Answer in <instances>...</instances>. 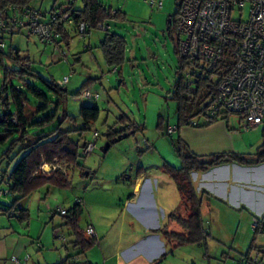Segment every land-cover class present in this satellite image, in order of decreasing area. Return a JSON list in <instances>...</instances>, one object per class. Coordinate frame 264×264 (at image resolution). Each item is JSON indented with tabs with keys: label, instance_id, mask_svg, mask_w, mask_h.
I'll return each instance as SVG.
<instances>
[{
	"label": "rangeland",
	"instance_id": "rangeland-1",
	"mask_svg": "<svg viewBox=\"0 0 264 264\" xmlns=\"http://www.w3.org/2000/svg\"><path fill=\"white\" fill-rule=\"evenodd\" d=\"M100 1L124 14V20L108 21L111 33L123 37L126 42L125 61L117 70L107 67L104 62L99 44L105 32L101 30L95 29L85 38L70 32L68 46L61 42L60 49L52 44L40 43L30 33L29 27L17 24L18 33L4 41L3 53H7L10 48L20 50L29 57L33 74L66 89L63 103L57 110V118L51 126L38 131L36 136L51 133L57 128L63 112L73 121L63 122L61 129L76 130L83 127L79 116L82 107L96 106L99 109L98 119L90 125L89 131L83 132L81 138L76 132L69 137L71 142L84 147L94 143V132L98 134L94 149L83 154L80 162L83 173L78 168L69 169L68 187L44 186L33 192L23 202L29 212V221H24L22 225L16 218L0 213V240L5 239L9 244L22 237L29 248L24 253L26 257L21 259L26 264H58L76 254L71 245L74 240L71 231L62 226L64 219L54 212L57 209L69 210L78 200L82 201L79 229L85 232L88 225H91L99 236L95 237L91 228L93 235L90 237L95 239L96 244L84 256L74 257L73 261L82 264L88 259L93 264H103L104 259L98 249L101 232L107 235L104 243L108 250L112 249L118 235L121 241L142 235L143 229L134 220L137 211L134 207H127L125 203L132 190V184L125 176H133L139 166L149 176L164 175L159 168L163 162L180 167V161L171 146V138L175 139L177 135L168 137L163 134L164 129L158 127L159 116L163 118L164 128H173L176 124V104L168 94L178 80L177 35L176 32L167 30V22L178 11V0H162L161 8H152L146 0ZM63 3V0H42L34 2L33 6L44 13ZM75 6L79 9L81 3L78 1ZM48 18L47 16L44 20ZM247 18L246 7L243 9L242 19ZM80 90L97 95L98 99L91 101L75 98L74 94ZM50 101L55 102L52 97ZM53 112L54 106L51 105L47 114ZM122 115L133 124L143 126L144 131L110 145L103 154L101 149L107 142L106 132L109 128L119 127L118 119ZM227 123L233 134V153L253 156L261 144L264 124L246 131L240 117L235 114H228ZM148 146L151 148L148 149ZM45 171L46 175L52 169ZM167 179L168 183L161 184L162 193L168 196L173 193L179 198L176 185L170 178ZM1 190L6 191L4 185L0 186ZM12 200L11 196L0 192V205H9ZM171 212L173 210L163 211L164 217L159 212L158 217L163 219L160 228L169 224L167 218ZM150 215V219L155 218L153 213ZM202 220L204 229L209 234L206 248L196 244L170 248L159 235L147 233L148 236L142 237L158 236L162 239L161 245L148 250L146 240L134 251L128 250L123 254L133 259L138 253L143 258L150 259L168 252L161 264H239L241 255L247 252L255 236L250 219H244L237 212L222 209L210 216L203 215ZM255 237H261V234ZM114 263V260L109 262ZM133 264H141V260Z\"/></svg>",
	"mask_w": 264,
	"mask_h": 264
},
{
	"label": "trees",
	"instance_id": "trees-1",
	"mask_svg": "<svg viewBox=\"0 0 264 264\" xmlns=\"http://www.w3.org/2000/svg\"><path fill=\"white\" fill-rule=\"evenodd\" d=\"M36 1L42 0H0V19L5 18V26L0 29L3 45L0 47V150H2L0 152V186L4 185L7 195L13 199L9 205H0V213L9 218H16L21 224L24 221H29V212L23 202H26L33 192L44 186L68 187L67 172L69 169L78 168L80 173H83L80 162L83 159V154L88 153L86 147L89 144L80 147L78 143L71 142L69 137L73 132H76L81 138L83 132L89 131L90 125L98 119L99 109L96 106L82 107L79 116L83 127L76 130L61 129L63 122L73 121L63 112L57 128L51 133L36 136L38 131L53 124L66 92L62 86L55 82L44 80L33 74L30 69L29 57L23 55L20 50L10 48L7 53L2 52L5 48V39L18 33L17 27L9 25L7 20L17 17V14H21L23 11L39 14L43 20L48 16V20L44 21L51 26L52 34L56 37L52 42L39 41L44 45L52 44L60 49L61 42H65L68 46L69 39H71L70 32L85 38L91 31L101 30L105 32V35L100 41L99 49L106 66L116 70L124 63L126 52V42L123 37L111 33L110 28L107 30L98 28L99 26L110 27L108 21L114 19L124 20L121 10L113 11L111 7L100 0H63L64 3L59 7H53L49 12L43 13L33 6ZM78 1L81 3L79 9L75 6ZM180 1L178 0V11L168 19L171 20V24L167 22L169 31L175 32ZM65 15H68L67 19H64ZM18 18L21 19L22 14ZM176 54L179 64L178 80H176L172 92L168 94L170 100L176 104L174 132L171 135L167 134V129L172 127L164 128L161 116L158 118V127L163 128V134L168 137L177 134V138H171V146L180 161V167L176 168L163 162L159 168L174 182L178 191L179 206L168 215L167 219L168 223H175L179 231L169 230L168 225H165L161 229L153 231L152 234L161 235L171 248L183 244H196L206 248L209 234L204 229L201 207L203 196L207 194L197 192L192 175L194 173L204 174L213 168L228 164H237L243 167L264 164V129L261 134V144L251 157L235 153L199 157L192 153L178 135L182 128L202 129L218 121L226 124L228 114L234 113L211 104L212 97L216 92V85L211 83L210 75L204 70H195L190 62L179 57L178 37ZM186 74L191 78L187 79ZM83 92L82 90L76 92L74 97L81 98ZM49 96L54 98L55 102L50 101ZM209 99V104H205ZM51 105L54 106V112L47 114ZM118 125V128H109L106 132V141L111 145L123 140L115 141L123 135L129 137L136 132L144 131L143 126L133 124L125 115L118 119ZM94 134H96V139L94 137L96 142L98 134L96 132ZM150 148L148 147V149ZM43 166L55 167V169L45 175ZM65 211L66 214L61 215L64 219L62 226L71 231L74 238L71 245L76 254L67 257L58 264H77L78 262H74L73 258L84 256L87 250L96 244V241L86 231L84 232L78 227V220L82 214L81 200H78L71 209ZM54 214L59 213L55 211ZM253 220L257 223V227L252 229L254 235L263 234L264 216L254 217ZM255 236L247 252L241 255L242 258L248 259L253 251L264 252V248L254 246ZM167 253L162 254L151 264H161ZM82 264L92 263L85 260Z\"/></svg>",
	"mask_w": 264,
	"mask_h": 264
},
{
	"label": "built area",
	"instance_id": "built-area-1",
	"mask_svg": "<svg viewBox=\"0 0 264 264\" xmlns=\"http://www.w3.org/2000/svg\"><path fill=\"white\" fill-rule=\"evenodd\" d=\"M146 1L152 8H161L162 0ZM246 7L248 18L243 20V9ZM21 14L25 23L18 18ZM21 14L7 20L9 25L29 27L30 33L41 42H52L56 37L52 34L51 26L39 14L31 11H23ZM67 18L68 15H65L64 19ZM4 22L3 17L0 19V29L4 28ZM98 28L109 29L108 26ZM175 32L179 57L190 62L195 70H204L210 75L211 83L216 85L211 104L239 115L246 131L263 125L264 0H181ZM185 77L191 78L187 74ZM81 98L96 101L98 96L83 92ZM209 101L205 104L208 105ZM173 132V128L167 129L168 135ZM94 137L96 139V134ZM94 147L95 141L86 147V151L90 152ZM50 168L42 167L44 173L47 169H55ZM0 192L7 194L6 191ZM57 212L60 215L66 214L63 209H57ZM256 227L257 223L253 220L251 228ZM85 231L93 235L90 227ZM252 253L253 256L242 258L240 262L264 264V252ZM11 262L22 264L17 258L11 259Z\"/></svg>",
	"mask_w": 264,
	"mask_h": 264
},
{
	"label": "crops",
	"instance_id": "crops-1",
	"mask_svg": "<svg viewBox=\"0 0 264 264\" xmlns=\"http://www.w3.org/2000/svg\"><path fill=\"white\" fill-rule=\"evenodd\" d=\"M178 135L190 151L199 157L235 152L233 134L228 128V123L225 124L222 121L215 122L202 129L185 127L180 130ZM128 180L132 184V190L125 203H127V207H134L137 211L134 220L137 222L138 227L143 229L142 235H139V238L134 237L126 241H121L120 235H118L112 249L109 248L110 250H108L105 249L106 244L104 243V238L107 235L101 232L100 236L102 238L99 241L98 249L104 259L103 264H109L112 260L115 261L114 264H133L137 260H141V264H151L158 259L162 254L147 259L137 253L135 254L137 256L132 259L123 253L128 250L134 251L140 243L146 242V240H148V250L161 245L163 237L159 234L156 235H159L162 239L158 236L144 237L148 236L147 233L155 235L152 232L161 229L163 219L158 217L159 212L161 217H164L163 211H175L179 206L177 201L180 199L176 195L169 193L170 196H168V194L162 193L161 184L168 183L166 175L149 176L144 168L139 166L133 176H129ZM192 180L199 194L205 193L208 195H204L202 199V217L206 214L210 216V214L225 209L239 213V216L244 217V219H250L252 224L254 217L264 216V164L253 167L228 164L213 168L204 174L194 173ZM151 213L155 215L154 219H150ZM19 224L22 225L20 222ZM88 227L93 229L95 237L99 236V233L91 225H88ZM168 228L169 230L179 231L175 223H169ZM23 240L22 237H18L16 241H10L9 244L5 239L0 240V264H13L11 259L16 257L21 260L26 257L24 253L29 248ZM163 242L165 243V240ZM254 246L264 248V233L261 234V237L255 239ZM105 255H107V258ZM24 263L27 262L22 261V264Z\"/></svg>",
	"mask_w": 264,
	"mask_h": 264
},
{
	"label": "water",
	"instance_id": "water-1",
	"mask_svg": "<svg viewBox=\"0 0 264 264\" xmlns=\"http://www.w3.org/2000/svg\"><path fill=\"white\" fill-rule=\"evenodd\" d=\"M168 23L171 24V20H168ZM167 29H168V28H167ZM64 91H66V89H64ZM126 137H127V135H123V136L117 138L115 141H118V140H121V139H125ZM110 145H111V144L107 142V143L104 145V147L101 149V152H102L103 154L106 153L107 150L109 149Z\"/></svg>",
	"mask_w": 264,
	"mask_h": 264
}]
</instances>
